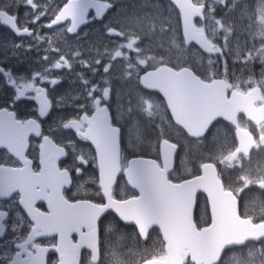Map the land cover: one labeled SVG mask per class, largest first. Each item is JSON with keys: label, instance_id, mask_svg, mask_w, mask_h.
<instances>
[{"label": "flooded vegetation", "instance_id": "1", "mask_svg": "<svg viewBox=\"0 0 264 264\" xmlns=\"http://www.w3.org/2000/svg\"><path fill=\"white\" fill-rule=\"evenodd\" d=\"M108 1L113 3L114 8L106 14L104 20L86 24L82 27L81 38L70 39L69 43L79 44L85 51V58L95 59L99 56L106 61L110 59L112 71L109 75L112 77L113 94L109 101V108L113 125L121 128L123 166H127L131 159L141 156L155 160L158 163L156 168L163 169L160 160V144L162 140H168L177 146L173 163L166 166L167 186L170 193L181 189L180 187L187 181L203 176L206 166L213 165L222 186L221 197L216 202L217 210L222 211L226 216H220L218 221L232 222L240 230L249 228V224L257 226L264 223V36L248 38L247 53L243 54L244 59L232 61L214 41L215 48L211 54H206L197 43L187 41L181 31V22L178 17H176L177 31H167L166 26L164 28L156 25L155 28L160 29L159 31L154 28L143 32L142 2H168L169 0ZM53 11L54 9L49 11V16ZM89 15L92 16L93 13L90 12ZM158 20L159 23L162 22L161 17ZM109 22H111L110 26L118 29L122 35L108 36L103 25ZM201 22L203 21L195 19L197 32H203L200 28ZM18 23L23 25L25 19H18ZM45 23L47 18H42L39 22L42 25ZM164 23L171 28L174 24L172 20ZM27 26L30 29L33 27L31 23ZM6 30L14 43L26 45L31 42L26 36L16 38L7 28ZM84 32L88 35L83 36ZM129 44L131 47H128ZM90 47L98 49V52L90 51ZM105 49H107L106 53ZM117 52H119L118 56ZM42 55H44L43 50L37 52L35 48L31 52L24 51L23 54L15 51L13 46L0 48V62H4V66L11 68L14 73H23L25 77H29L33 70L41 67L37 61ZM144 65H147V70L153 73V83L158 82L163 85H166L170 78L169 69L176 72L188 70L200 84L221 80L223 101L234 102L232 114L226 118H217L205 136H193L191 133L195 135L199 133L197 126L187 122L194 127L190 128L179 122H186L183 121L182 107H177L176 114H173L159 91L143 86L140 77L146 70ZM126 70L130 73L129 79H124ZM76 71H81L79 65L76 66ZM87 75L94 82L101 83L102 71L97 72L95 76L90 72ZM117 76L119 79H116ZM43 86L49 89L50 97L56 98L75 96L81 91L76 76L68 73L64 74L62 82L54 88L47 84ZM12 95L13 89L7 85L5 78L0 76V107L9 106L7 102ZM66 103L69 106L53 109L47 123L41 121L42 130H46L56 116H66L73 111L70 106L71 101L68 100ZM35 107L31 100L22 99L15 105V110L18 116H33ZM129 107H131L130 114L127 112ZM148 111H151L153 115L149 116ZM121 112H124L123 117L120 116ZM151 126H155L154 130H156L155 152L149 151L150 148L147 147L142 148L141 144L139 146L129 144L127 136H143ZM129 128L131 131L127 133L125 130ZM174 134L181 136L182 139L175 137ZM29 140L30 147L27 154L30 159H33L35 167L37 165L36 145L40 140L34 134L30 135ZM5 156L6 151L0 149V161H3ZM187 156L191 158L188 159ZM186 166L189 169L188 172L183 169ZM72 179L71 190L75 193L76 178ZM42 186L46 187V185ZM123 187L125 191L122 190ZM85 188H91V185L85 184ZM115 191L116 193L123 191L126 200L138 196L136 190L127 183L123 172L115 182ZM65 196L69 201L79 199L69 194L68 190H65ZM184 196L194 197L192 222L195 228L203 230L209 227L213 223V218L206 191L199 185H192L181 197ZM37 207L42 211L47 210L44 202H38ZM110 222L114 225L115 231L108 238L107 250L104 238L101 237L98 252L99 264H114L117 259L119 264H142L147 260L166 257L163 236L155 225L150 227L146 236H142L132 223L121 224L115 217H112ZM64 229L69 230L68 240L59 239L57 243V237L53 236L42 243L53 244L62 258L71 260L76 258L75 264H84V258L91 250L83 248L77 251L78 237L73 230V220L69 224L61 221L60 231ZM117 235L120 236L119 240ZM129 240L132 242L128 243ZM249 250L254 255L255 264H264V255H262L264 237L257 241L248 240L232 246L224 252L219 263L225 264L227 258L234 256H245ZM4 251V240H0V254ZM49 256L51 257L52 253H49ZM182 264L194 263L186 257L183 258Z\"/></svg>", "mask_w": 264, "mask_h": 264}, {"label": "snow or ice", "instance_id": "2", "mask_svg": "<svg viewBox=\"0 0 264 264\" xmlns=\"http://www.w3.org/2000/svg\"><path fill=\"white\" fill-rule=\"evenodd\" d=\"M52 3L53 0H44L43 3L37 0H5L0 5V23L8 26L14 34L31 40L26 45H13V49L21 54L34 48L37 52H44L37 61L41 67L33 70L29 77L14 73L0 62V76L13 89V95L7 102L9 106L0 107V149L6 151L4 160L0 161V240H4L5 248L0 254V264H62L57 248L42 242L56 236L59 243L60 224L69 206H86L78 216L88 232L83 233L81 227L73 229L81 236L78 246L91 250L84 258V264H99L98 256L91 253L99 252L101 237L108 249V238L115 231L110 222L112 217L121 224H127L129 220L116 205L130 201L124 199L123 191L116 193L109 171L113 158L118 167L121 161V128L113 125L109 108L113 94L112 77L109 75L112 64L110 59L106 61L99 56L85 58V51L79 44L69 43L70 39L81 38L83 25L103 21L114 5L106 0H63L49 16L48 7ZM235 3L233 0V7ZM21 5L30 10L23 25L18 24L19 17L14 12ZM42 18H47V23L40 26L49 30L43 35L27 26L28 23L39 25ZM110 23L103 25L107 35H122ZM87 35V32L83 33V36ZM89 50L98 52L94 47ZM77 65L81 68L79 72L76 71ZM144 67L146 70L140 77L143 86L159 88L158 82L145 81L153 73L147 70V65ZM99 71L103 73L101 83L88 78L87 73L95 76ZM65 73L76 76L81 91L75 96L50 97L49 89L43 85L54 88L62 82ZM129 78L130 73L126 70L124 79ZM22 99L34 102L35 115L18 116L15 105ZM68 100L73 111L66 116H56L47 129L42 130L41 121L47 123L54 108L69 106ZM127 112L131 113V107ZM148 115L153 113L148 111ZM120 116L123 117L124 112ZM125 131L130 133L131 130ZM31 134L40 140L36 145L35 167L27 154ZM131 143L132 139L129 140ZM129 163L134 165L136 161ZM132 172L129 167L128 175L131 176ZM73 177L76 178L75 193L71 190ZM136 177L133 187L138 189V198L143 201L147 193L139 172ZM85 184H90L91 188H85ZM65 190L79 199L69 201ZM38 202H44L47 210L37 207ZM9 236L11 239H7ZM49 253H52L51 257ZM245 256L251 259L253 253L249 250ZM114 264H119V260ZM237 264H240L239 260Z\"/></svg>", "mask_w": 264, "mask_h": 264}, {"label": "water", "instance_id": "3", "mask_svg": "<svg viewBox=\"0 0 264 264\" xmlns=\"http://www.w3.org/2000/svg\"><path fill=\"white\" fill-rule=\"evenodd\" d=\"M171 2L180 11L183 31L187 40L199 42L200 46L210 53L213 46L207 40L206 35H194V18H204L203 10L205 6H198L192 0H171ZM181 73L172 72L171 85L168 88L159 87L157 89L167 100L173 114H176L177 107H182L183 121L186 122H179L190 128L194 127H191L187 122L193 123L200 131L197 136H200L206 132L213 120L219 117L226 118L232 113L234 102H225L221 99L222 83L217 81L211 84L199 85L194 82L195 80L188 77L185 90L180 93L178 85L181 79L177 77ZM186 77L187 75L184 78ZM178 80L179 82H177ZM174 151L175 145L167 141L162 142L161 152L165 165L169 162L172 163L174 160ZM132 160L136 161L134 165L129 163V167L133 170L132 175H128V167L125 171L126 176L133 186V181L136 180V174L139 172L147 195L143 201L136 198L128 200L130 203H121L116 207L129 218L128 223H135L141 232H146L149 226L152 225L151 219L159 225L165 239L168 241L166 245L168 256L165 260H150L144 264H180L183 254L190 255L196 264H216L225 249L238 244L239 241L258 240L264 236V224L255 226L253 229L248 226L250 228L240 230L232 222L218 221L220 216H226L221 211H216V202L221 197V193L217 188L216 182L218 183V181L213 166L207 165L202 177L186 182L180 187L181 189L170 193L167 186L166 171L157 169L155 161L149 158H135ZM109 171L113 182H115L120 172V165L117 166L115 158L109 166ZM156 177L157 180H155ZM193 183L198 184L208 193L211 202L213 223L210 227L201 231H197L194 224H192L194 197H181ZM85 207L83 204L73 206V227L88 229L82 226L83 221L78 216V213ZM66 238L65 234H61V240ZM80 240L81 236L79 237ZM81 249L82 247L77 245V251ZM93 255L98 256V253L93 252ZM75 263L76 258H73V260L66 257L62 259V264Z\"/></svg>", "mask_w": 264, "mask_h": 264}, {"label": "rangeland", "instance_id": "4", "mask_svg": "<svg viewBox=\"0 0 264 264\" xmlns=\"http://www.w3.org/2000/svg\"><path fill=\"white\" fill-rule=\"evenodd\" d=\"M210 5L207 12V18L204 25V31L209 34L213 39H217L223 46L225 53L231 54V59H240L239 56L247 53V41L248 38L257 37L259 34L264 33V0H236L233 7V0H203ZM38 3H43L44 0H37ZM60 0H53V3L49 5L48 11H52L59 6ZM63 2V0H61ZM150 2V1H149ZM147 1H143L141 23L142 31H151L155 26L167 27V31H177L178 25L176 16L177 11L167 2L152 4ZM5 0H0V5L4 4ZM29 9L21 5L17 8V14L22 18L27 16ZM162 15V16H160ZM161 17L162 22L159 23L158 18ZM172 20L174 22L171 28L165 21ZM34 26H38L34 24ZM169 26V27H168ZM152 27V28H151ZM42 32L41 27L39 26ZM4 28L0 25V48L11 47L14 42L8 35L5 34ZM231 49V51H230ZM235 54V55H232ZM166 123V122H165ZM155 126H151L143 136H127L132 143L142 148H150L149 151L155 152ZM175 137L182 139L181 136L174 134ZM152 147V148H151ZM190 159V156H187ZM195 158V157H193ZM184 171L188 172V167H183ZM122 190L125 191L124 187ZM114 239V238H112ZM132 241L129 240L128 243ZM254 256V255H253ZM241 257H245L241 259ZM255 264L253 257L248 259L246 256H234L227 258L225 264Z\"/></svg>", "mask_w": 264, "mask_h": 264}]
</instances>
